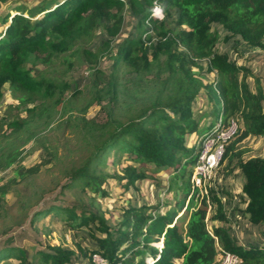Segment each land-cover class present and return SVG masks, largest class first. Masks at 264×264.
Listing matches in <instances>:
<instances>
[{"label":"trees","instance_id":"obj_1","mask_svg":"<svg viewBox=\"0 0 264 264\" xmlns=\"http://www.w3.org/2000/svg\"><path fill=\"white\" fill-rule=\"evenodd\" d=\"M128 1L129 7L141 15V23L152 26V32L140 28L138 38L125 40L115 63L123 62L133 72L140 73L159 65L164 55L165 76L155 99L135 111L133 117L129 115L126 121L114 119L118 90L113 78L109 81L104 92L108 115L102 120L95 119V127L88 126L93 138L108 137L101 143H93L89 157L80 167L68 170L62 188L82 187L104 195L102 185L108 178L127 180V186L142 179L135 165L123 168L122 176L104 173L107 158L113 155L115 159L129 158L136 165L173 168L182 181L179 187L184 199L189 196L192 199L186 208L192 209L189 219L185 226H179L175 222L177 208L164 213H157L160 206L130 208L119 227L112 231L92 203L88 208L50 206L37 212L30 226L34 227L41 217L53 216L63 218L70 230L88 228L97 247L90 254L89 264H94V254L108 264H217L225 253L238 255L241 264H264V248L239 244L227 227L229 218L223 195L229 198L232 194L205 188V194L200 196V189L191 182L203 143L215 133L228 131L235 122L239 127L235 138L224 146L219 161L220 174L228 176L235 167L239 168L244 177L243 215L252 225L264 226V155L244 160L237 150L249 137H264V91L258 87L252 92L247 82L249 72L231 62L227 54L215 52L219 35L211 28L212 23H218L251 48L264 49V0H159L164 13L172 9L179 12V29L172 37L151 14L156 0ZM4 2L6 0H0V4ZM126 7L124 0H47L34 9L18 8L16 15L3 20L6 28L0 34V98L6 84L16 93L51 98L53 92L47 88L43 93V82L32 77L26 69L31 57L37 59V54L48 53L41 61H50L48 41L51 37H58L55 48L67 51L77 40L87 37L102 20L112 23L107 30L110 36L118 35ZM25 12L28 17L24 16ZM35 13L40 15L36 22L32 20ZM154 30H160L158 39L154 38ZM204 60L215 75L210 83L201 80L193 71L194 68L202 69L200 62ZM202 90L213 104L216 122L200 129L192 105ZM88 109L89 106L84 113ZM11 125L16 127L18 123L15 121ZM190 133L203 137L197 153L195 147L186 145ZM18 157L16 150L3 156L0 152V169L15 167L14 177L8 183L0 181V204L14 186L37 176L50 163L43 161L25 167ZM197 196L200 206L195 203ZM180 203L179 207L183 205ZM14 241L15 238L10 237L0 244V264H10L11 259H16L18 264H69L76 256L74 250L63 246L36 250L31 256L23 247L14 246ZM86 255L81 249L80 257Z\"/></svg>","mask_w":264,"mask_h":264},{"label":"rangeland","instance_id":"obj_2","mask_svg":"<svg viewBox=\"0 0 264 264\" xmlns=\"http://www.w3.org/2000/svg\"><path fill=\"white\" fill-rule=\"evenodd\" d=\"M46 1L6 0L0 4V34L6 28L3 20L9 15H16L18 8L34 9ZM124 1L127 7L123 12V26L118 35L110 36L107 30L112 23L102 20L87 37L77 40L67 51L55 48L58 37H51L48 41L50 61L44 63L41 61L48 53L37 54V59L31 57L26 69L32 77L43 82V93L47 88L53 92L51 98L16 93L8 84L2 88L1 156L16 150L19 152L20 164L25 167L43 161L50 163L44 166L37 176L14 186L0 204V244L13 237L15 238L13 245L23 247L31 256L36 250H48L49 246L68 247L76 253L69 264H89L90 254L97 247L88 228L70 230L63 218L53 216L41 217L34 227L30 226V221L37 212L54 205L67 207L82 205L88 208L94 203L93 208L99 210V215L112 231L119 227L127 210L143 206H160L157 213L177 208L175 222H178L179 226H185L187 223L192 209L186 208L192 199L190 196L184 199V193L179 187L182 181L178 179L179 174L173 168L160 169L151 164L136 165L129 158L115 159L113 155L107 158L104 173L122 176L123 168L135 165L134 167L142 174V179L137 180L133 186H127V180L108 178L102 185L104 195L83 190L82 187L62 188L67 180L68 170L80 167L89 157L93 143H101L108 137L104 135L96 139L92 134L91 137L88 126L95 127V119L102 120L108 115L109 106L104 92L109 81L113 78L118 90L114 119L126 121L129 115L133 117L135 111L155 99L161 87L162 77L165 76L164 55L159 65L140 73L133 72L123 62L118 65L115 63L125 40L138 38L140 28L152 32V26L141 23V15H137L129 7L128 0ZM149 8L147 6V9ZM24 14L28 17V13ZM39 17L40 15L35 13L32 20L36 22ZM178 19L179 12L172 9L164 13L157 23L165 31L170 32L169 36L172 37L179 29ZM211 28L219 35L215 52L227 54L231 62L249 72L247 82L252 92L258 87L264 91V49L251 48L239 36L231 35L218 23H212ZM158 31L153 32L155 39L160 37ZM200 66L202 69H193L195 75L206 83L213 81L215 75L208 70V61L200 62ZM87 106L89 109L84 113ZM192 110L193 116L200 122V129L208 128L216 122L215 109L204 90L194 100ZM15 121L18 126L13 127L11 123ZM238 127V124L232 123L230 129L224 132L229 138L217 142L215 147H212L211 153L219 151V161L224 154V146L235 138ZM202 139L199 133H190L186 137V145L188 148L195 147L197 153ZM205 143L199 160L204 157L205 147L208 148V142ZM237 150L241 152L244 160L262 157L264 137H249L239 144ZM14 168L0 169L1 183H8L14 177ZM220 173L218 164L216 171L211 174L209 172L210 175L202 187H198L200 196L205 194V187L215 188L219 192L221 190L230 192L231 198L223 195L226 200L229 231L237 238L238 243L245 247L264 248V226L252 225L243 215L244 199L241 198V189L244 177L239 168L235 167L228 176ZM194 174L195 171L191 182ZM180 202H183L181 207L178 205ZM196 202L197 206H200L198 196L195 198ZM191 208L194 206L191 205ZM91 231L101 236V233H95L92 229ZM81 249L86 251V256L80 257ZM96 255L101 259L98 254H94V264ZM9 263L18 264V261L11 259Z\"/></svg>","mask_w":264,"mask_h":264},{"label":"built area","instance_id":"obj_3","mask_svg":"<svg viewBox=\"0 0 264 264\" xmlns=\"http://www.w3.org/2000/svg\"><path fill=\"white\" fill-rule=\"evenodd\" d=\"M151 14L156 20H159L161 19V17H163L164 9L159 0H156L154 2L152 6ZM227 137L228 136L224 132H219V133H215V136L212 135L209 138H207L206 143L208 142L207 144L208 148L205 147V150H204L205 152L203 155L204 157L202 160L198 161V164L195 167V170H194L195 174H194L193 181H192L193 186L202 187V184H204V181H206L207 176L217 169L218 164H219V151L217 150L216 152L211 153L213 149L212 147H215L216 143L221 140L226 141ZM200 162H201V165H199ZM100 258L102 260L99 259L97 255L94 256V262H96L97 264L98 262L102 261L103 264H108L101 256ZM241 263H242V260L238 255L233 254V253H225L223 256L219 257L217 264H241Z\"/></svg>","mask_w":264,"mask_h":264},{"label":"bare ground","instance_id":"obj_4","mask_svg":"<svg viewBox=\"0 0 264 264\" xmlns=\"http://www.w3.org/2000/svg\"><path fill=\"white\" fill-rule=\"evenodd\" d=\"M216 159V158H215Z\"/></svg>","mask_w":264,"mask_h":264}]
</instances>
